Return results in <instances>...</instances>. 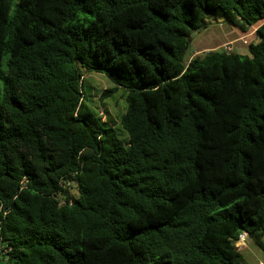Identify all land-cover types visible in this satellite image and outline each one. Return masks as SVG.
<instances>
[{"label":"trees","instance_id":"1","mask_svg":"<svg viewBox=\"0 0 264 264\" xmlns=\"http://www.w3.org/2000/svg\"><path fill=\"white\" fill-rule=\"evenodd\" d=\"M208 18L258 40L189 56ZM88 72L126 90L125 141ZM0 220L5 264H249L242 232L264 252V0H0Z\"/></svg>","mask_w":264,"mask_h":264},{"label":"rangeland","instance_id":"2","mask_svg":"<svg viewBox=\"0 0 264 264\" xmlns=\"http://www.w3.org/2000/svg\"><path fill=\"white\" fill-rule=\"evenodd\" d=\"M259 25H253L247 33H240L231 27L225 21L207 19L206 27H202L193 35L191 41L192 49L189 48V56H194L201 52L213 49H223V44L227 40L231 43L232 51L248 54L246 48L250 41H257L255 28ZM233 32L240 35L236 36ZM246 42L243 43V38ZM227 43V42H226ZM113 83L109 81L103 74L88 72L83 76L82 91L85 96V104L89 108L94 119L101 122L104 121L106 126H111L117 137L125 141L127 133L120 125V116L125 112L126 90L118 87L109 96L100 99L101 92L106 88H113ZM71 195H76L75 188L71 189ZM238 248L246 262L249 264H264V252L259 249L250 238H245L243 243L238 244Z\"/></svg>","mask_w":264,"mask_h":264},{"label":"built area","instance_id":"3","mask_svg":"<svg viewBox=\"0 0 264 264\" xmlns=\"http://www.w3.org/2000/svg\"><path fill=\"white\" fill-rule=\"evenodd\" d=\"M246 41L243 38V43H245ZM223 46V50L227 51V52H232V47H231V43H225L222 45ZM245 238H247V233L246 232H242L239 235L238 240L236 241V246L238 247V244L243 243V241L245 240ZM11 247L8 245L7 241H5L2 238L1 235V220H0V264H5V260H6V255L10 252ZM260 264H263L262 262Z\"/></svg>","mask_w":264,"mask_h":264},{"label":"crops","instance_id":"4","mask_svg":"<svg viewBox=\"0 0 264 264\" xmlns=\"http://www.w3.org/2000/svg\"><path fill=\"white\" fill-rule=\"evenodd\" d=\"M257 28H258V26L255 28V32H256ZM236 32H237V31H236ZM232 34H234L235 37L238 36V35H240V34L235 33V32H233ZM244 39H246V36H244ZM229 41H231V40H227L226 42L228 43ZM226 42H225V43H226ZM246 47H247V46H246ZM196 52L198 53V51H196Z\"/></svg>","mask_w":264,"mask_h":264},{"label":"water","instance_id":"5","mask_svg":"<svg viewBox=\"0 0 264 264\" xmlns=\"http://www.w3.org/2000/svg\"><path fill=\"white\" fill-rule=\"evenodd\" d=\"M190 49H192V46H190Z\"/></svg>","mask_w":264,"mask_h":264}]
</instances>
